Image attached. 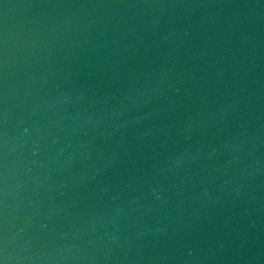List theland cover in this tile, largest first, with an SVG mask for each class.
Here are the masks:
<instances>
[{
	"label": "water",
	"instance_id": "obj_1",
	"mask_svg": "<svg viewBox=\"0 0 264 264\" xmlns=\"http://www.w3.org/2000/svg\"><path fill=\"white\" fill-rule=\"evenodd\" d=\"M0 261L158 264L103 0H0Z\"/></svg>",
	"mask_w": 264,
	"mask_h": 264
},
{
	"label": "snow or ice",
	"instance_id": "obj_2",
	"mask_svg": "<svg viewBox=\"0 0 264 264\" xmlns=\"http://www.w3.org/2000/svg\"><path fill=\"white\" fill-rule=\"evenodd\" d=\"M0 264H3V262H2V261H0Z\"/></svg>",
	"mask_w": 264,
	"mask_h": 264
}]
</instances>
